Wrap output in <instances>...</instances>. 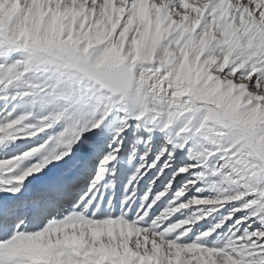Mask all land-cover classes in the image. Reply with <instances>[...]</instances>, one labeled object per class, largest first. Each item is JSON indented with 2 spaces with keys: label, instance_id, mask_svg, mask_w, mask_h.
<instances>
[{
  "label": "snow or ice",
  "instance_id": "1",
  "mask_svg": "<svg viewBox=\"0 0 264 264\" xmlns=\"http://www.w3.org/2000/svg\"><path fill=\"white\" fill-rule=\"evenodd\" d=\"M0 264H264V0H0Z\"/></svg>",
  "mask_w": 264,
  "mask_h": 264
}]
</instances>
